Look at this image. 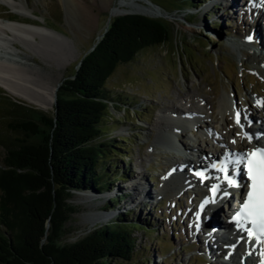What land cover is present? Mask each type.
Returning <instances> with one entry per match:
<instances>
[{
  "label": "rangeland",
  "instance_id": "obj_1",
  "mask_svg": "<svg viewBox=\"0 0 264 264\" xmlns=\"http://www.w3.org/2000/svg\"><path fill=\"white\" fill-rule=\"evenodd\" d=\"M81 1L84 5L82 12L87 15L90 22L85 20L86 16L83 15L85 18L79 16L77 21L80 23L73 27L66 19V8L60 0H0L1 15L12 18L11 20L26 22L15 25L12 21L6 22V19L0 18V67L12 68V72L15 74L22 71L29 76L28 79L33 83L46 86L51 78L59 72L61 75L60 87L66 78L75 73L85 54L90 52L92 46L104 35L107 30L109 13L113 7H118L121 11L158 15L136 9L139 6L148 5L145 0H106L108 6L102 4L101 0ZM152 1L167 7H163L162 10L174 25V40L162 46L144 49L131 62L120 64L106 83L109 93L122 98L129 95L135 102L126 104L127 110L125 108L112 109L115 119L110 120L109 131L117 137L128 135L134 130L139 132L135 136L134 142L127 143L124 148V151L130 155L131 166L134 168L136 178L130 182L118 181L116 185L114 184L113 188L123 191L126 196L119 198L122 199L121 205L110 210L113 212L105 211L103 208L104 203L108 200V195L97 196L90 190L75 192L72 202L79 209L67 223L70 231L66 235L65 241H76L108 219H114L123 208L127 210L133 208V211L130 210V216L136 220L138 217L142 219L147 217L148 212L153 210L152 212L157 215L155 216L159 222V230L158 232L151 231L152 233L145 230L136 231L137 246L144 245L147 246V249L138 254L132 260L133 263L209 264L210 262L212 264V255H208L205 260H202V257H205L202 244L207 245L209 242L208 239L202 241L203 231L207 227L202 222L205 223L207 217L200 221L199 226L197 218L199 217L198 202L200 199L206 200L200 194V189L207 190L208 187L196 180V182L188 180L182 174L175 175L171 164L179 165L186 170L190 166L189 163H185V159L191 156H186L183 151L177 149L181 139L190 143L192 148L193 146L199 148L201 145L207 147L206 142L202 140L203 136H206L207 141L211 137L213 141L208 144V148L216 147L218 149L227 145L221 144L222 131L229 135L227 129H231L234 132L231 133L233 137L241 133L239 126L231 122L232 115L228 112L230 102L232 106L240 104L242 110L251 111L250 108L257 102L256 98L261 97L258 93H264V85L258 78V73L255 74L251 71L252 65L249 61L244 67L251 70L245 69L241 72L240 61L245 55L241 48V53L236 51L238 49L229 43V38L237 36L240 40L246 37L252 38L261 23L254 22L251 14L246 11L245 14L250 16L249 24H246L245 21L248 17L240 11L247 0H215L216 2L210 1V4L198 9L191 5L188 7L176 6L177 3L173 0ZM213 3H216L217 6ZM247 7L246 5L244 8ZM207 10L212 13L210 17L206 16ZM191 11L195 13L190 14ZM245 25L247 27L251 25V28H247ZM44 26L55 29L61 35L58 36L59 34ZM212 26L217 29H211ZM261 32L264 34V31ZM99 35H101L100 38H98ZM213 35L218 38L217 41H213ZM258 41L259 38L254 39L253 46L258 47ZM13 42H16L19 48L13 45ZM51 48L55 49L53 53L49 52ZM254 50L256 51V49ZM8 51L28 52L32 55L28 61L31 65L26 67L17 63L11 59L13 56ZM14 87L25 95H27L26 91L31 89L23 84H16ZM199 88H202L205 97L208 98L212 95L216 100L214 122L210 119V105L206 103ZM0 91L46 114L52 115L55 112L57 93L54 105H51L52 108L46 107L45 109L43 103L33 104L22 96L10 92L1 82ZM4 103V98H0V104ZM258 104L261 105V101H258ZM203 105H206L204 107L206 111L203 109ZM121 106L124 107V103ZM199 107L205 113L203 117L199 115L201 121L196 124L197 131H199L196 136H192L189 122H182L172 112L180 111L184 116L190 117L193 110L194 116L198 117ZM136 109L140 111V118L134 112ZM4 111L5 108L1 105L0 116L5 115ZM251 113L259 112L251 111ZM263 113L251 116L255 119L256 117L263 119L260 117ZM204 118L211 124L205 122ZM244 119L242 118V121ZM9 121L0 117V164L5 156L1 137L3 135L6 137L7 134L2 131L10 123ZM201 124L202 126H199ZM209 125L210 129L206 130L205 128ZM252 126L254 127V124ZM223 127L227 129L222 130ZM180 133L181 135H177ZM175 137H179V140L173 141ZM224 142L228 143L229 141L226 138ZM196 151L198 152L196 155L201 154L200 156L203 157L198 149ZM200 156L196 159L202 160ZM113 159L122 162L118 156H114ZM156 190H160L159 193L156 194ZM1 198L0 190V208ZM228 198L230 199L231 195ZM115 199L117 200L116 197ZM157 200L159 201L157 202ZM146 202L152 204L141 205ZM151 205L154 206L149 210ZM220 212L223 215V208ZM110 213L113 214L112 217ZM100 216L102 217L98 219ZM96 218L97 221H95ZM175 218L178 224L175 228L180 234L176 237H174L171 227ZM4 231L6 229L0 225V233ZM206 232L210 233V230L207 229ZM162 235H165L164 239H166L163 246ZM170 237L172 240L169 239ZM234 251H238L237 248H234Z\"/></svg>",
  "mask_w": 264,
  "mask_h": 264
},
{
  "label": "trees",
  "instance_id": "obj_2",
  "mask_svg": "<svg viewBox=\"0 0 264 264\" xmlns=\"http://www.w3.org/2000/svg\"><path fill=\"white\" fill-rule=\"evenodd\" d=\"M173 1L182 7L203 2ZM173 37L168 19L115 7L104 35L57 90L54 114L0 91L5 102L0 117L10 120L2 131L8 135L1 137L5 156L0 164V225L6 231L0 233V264H136L132 260L147 249L137 246L136 231H150L148 216L136 220L132 210L121 211L70 242L65 241L67 223L79 209L72 202L75 192L111 191L131 168L124 148L139 132L117 137L109 123L115 119L113 108L127 110L125 105L134 101L129 95L109 93L107 81L117 66ZM134 112L141 117L138 109ZM117 206L110 197L103 208Z\"/></svg>",
  "mask_w": 264,
  "mask_h": 264
},
{
  "label": "bare ground",
  "instance_id": "obj_3",
  "mask_svg": "<svg viewBox=\"0 0 264 264\" xmlns=\"http://www.w3.org/2000/svg\"><path fill=\"white\" fill-rule=\"evenodd\" d=\"M60 1L65 5V8H66V19L68 20L69 23H71V25L73 27L75 25L78 26V24L80 23V21H77V18L79 16H83L84 15V16H86V18L83 16L85 18V20L89 19V18H87V15L82 12V10L84 8V5H83L81 0H60ZM145 1H146V3L148 5H143V6L137 7L136 9L138 11L153 12V13H156L158 15L159 14L160 15L166 14L165 12H163L162 7H158L155 4L150 3L149 0H145ZM107 2L108 1H106V0H101L102 4L108 6ZM247 2H248V0L246 1V3ZM257 3H258V5L260 4L259 2H257ZM114 9H115V7H113L110 10L109 18H108V22L109 23L111 21ZM247 12L251 14L252 20L254 22L256 21L258 23H261L262 27H261V25L259 26V28L255 31V33H253L252 38L246 37L245 39L240 40V41L234 40V39H230V44H234V45H236L238 47L240 46L243 55H245L244 58L241 60L242 65L246 66V62H248V61L251 62L252 71H255L256 73H258V75L262 79H264V34L261 32L262 28L264 30V6L263 7H260V6L250 7V9L247 10ZM0 16L3 19L9 20L8 17H5V16H3L1 14H0ZM260 19H261V22H260ZM9 21L14 22L15 25L16 24H22V23L25 24L26 23V22H24L22 20H11L10 19ZM88 21L90 22V20H88ZM31 24H34L36 26H40L39 24H36V23H31ZM45 28L53 31L56 34H59L58 36L61 35V33L56 31L55 29L53 30V29H51L49 27H45ZM100 37H101V35H99L98 38H100ZM257 38H259V41H258L259 42L258 43L259 51H255L254 49L251 48L253 46V44H254V39L256 40ZM13 45H15L17 48H19L16 42H13ZM54 51H55V49H53V48L49 49L50 53H53ZM8 52H9V54L11 56H13V57H11V59L16 61L17 63H21V65L26 66V67L31 65V63L28 62V61L30 59V56L32 57V55L29 54L28 52H25V53L18 52V51H8ZM0 71L2 72V75L0 76V82L10 92H12L13 94L22 96L23 98L29 100L30 102H33V104L34 103L35 104L36 103L37 104L38 103H40V104L43 103V105H45V106H43L45 109H46V107L49 108V107H51V105H54L53 103L55 101V96H56V93H57V90H58V87H59V84H60V78H61V75L59 74V72H57L51 78V80L49 81V84L46 86V85H40L39 83H36V82L33 83L31 80L28 79L29 76L27 74L25 75V73H22V71L21 72H16V74H15V73L12 72V68H9V67L8 68L0 67ZM16 84H23V85L29 86L31 88V89H29L30 92H29V90H27L26 91L27 95L18 92V89H16L14 87ZM199 91H200L201 95L204 97V99L206 100V103H209V105H210V109H211L210 119H211L212 122H214L215 116H216L215 115L216 100H215V98L212 95H211V97H208V98L205 97L206 95H205L204 91H202V88H199ZM174 106L176 107V105H174ZM197 111L199 113H203L204 112L201 107H199V109ZM175 115L180 117L182 120L184 118L186 119L188 117V116L186 117V115L184 116L183 113L181 114L180 111L176 112ZM244 116H246L248 118L252 117L251 115L249 116V115H246V114H244ZM260 117H262L264 119V113ZM251 119H254V117H252ZM263 119H258L259 121L261 120V128L262 129H264ZM193 120L196 121V119H192L191 120L192 123H194ZM183 121L185 123L189 122L188 118H187V120H183ZM198 123H199V121H198ZM226 138H224V137L222 138L223 142L226 141ZM252 139H253V142H257L255 137H253ZM252 146H253L252 143L250 144L249 142H247L245 140V138L240 137L239 141H238V144L237 145H231L230 149H236V148L242 149V147H244V149H246V148L248 149L249 147H252ZM183 148L185 150H188V151L191 150V154H192L191 157H186L185 162L189 163L190 167L192 166V169H195V168L199 167V165H197V163H198L197 161L198 160L196 159L195 152L194 153L192 152V150H193L192 146H190V144L185 141V143L183 145ZM222 150H221V152H223ZM200 151H201L203 157L204 156L208 157V159H209L210 163L212 164V166L214 165L213 169H211V170L209 169V173L211 175V182H213L214 184H219V181L222 179L221 178L222 177L221 176L222 172L218 171V169H217L218 166L214 163V160L216 158L215 154H213L214 151L211 150L210 148L208 149V147H206V146H201ZM228 170H230V171L234 170V165H233L232 162H230V166H229ZM177 175H180V174L177 173ZM192 178H194V180L197 179L195 176H192ZM239 179H240V176H239ZM221 183H222V185L224 187H227L226 182L221 180ZM214 184H212V185H214ZM228 189H230V188H228ZM200 193L205 194V195L207 194L208 198H213V193L211 191H209V190H207V191L206 190L205 191L202 190V191H200ZM96 195L98 196V194H96ZM215 197L219 198L221 201L225 200L226 203H229V201H230L229 198L223 197L219 192L216 194ZM201 205H200V209H201ZM207 206L204 205L203 210H201L202 211L201 214L202 215H207L209 219H208V221H207V219H205V223H204V221L202 223H203V225L209 227L210 229H213V231L216 230L217 233L212 231V233L210 234V237L211 238H217V234H219L218 231L221 228L220 224L222 222V220L220 219V217L222 216V214L220 212V210H222V207L220 208V206L219 207L217 206V208L215 209L214 212L207 213L206 212V207ZM223 211H224V207H223ZM101 217L102 216H100L98 219H100ZM95 221H97V218H96ZM205 226H203V227L205 228ZM243 240L244 239L242 238V241H241L242 243H243ZM207 247H209L208 250L210 252H215V253L218 252L221 255L225 253L223 248H220V247H215L214 248L213 246H208V245H207ZM242 248H243V250L241 251V253H238L239 256H238L236 264H241L240 259H241V256L245 253V248H246L245 247V240H244V247L242 246ZM220 260H222V259L220 258ZM224 261H226V260H224ZM224 261H222L221 264H225L226 262H224ZM250 263H252V262L249 260L247 262V264H250Z\"/></svg>",
  "mask_w": 264,
  "mask_h": 264
},
{
  "label": "snow or ice",
  "instance_id": "obj_4",
  "mask_svg": "<svg viewBox=\"0 0 264 264\" xmlns=\"http://www.w3.org/2000/svg\"><path fill=\"white\" fill-rule=\"evenodd\" d=\"M235 121L240 125V112L235 114ZM241 127L243 126L241 125ZM245 136L251 141L252 137L250 135L245 134ZM234 163L238 167L243 165L244 175L249 183L241 184L238 179L228 174L226 167L221 169L224 173L222 179L226 182L228 188H247V193L240 209L232 219L241 227H243V221L250 224L251 227L246 229L249 240L254 239L256 243L264 245V149L256 148L251 152H245L237 157ZM196 175L200 176L201 179L204 178L203 173H196ZM210 191L213 193V197H215L221 191L220 185H212ZM223 195L228 196L231 193L224 191ZM205 203H208V201H205ZM203 207L204 205L202 204L201 210H203ZM261 264H264V261Z\"/></svg>",
  "mask_w": 264,
  "mask_h": 264
},
{
  "label": "water",
  "instance_id": "obj_5",
  "mask_svg": "<svg viewBox=\"0 0 264 264\" xmlns=\"http://www.w3.org/2000/svg\"><path fill=\"white\" fill-rule=\"evenodd\" d=\"M150 3H153V4H155L156 6H158V7H162L160 4H158V3H156V2H154V1H149ZM163 8V7H162ZM134 13H141V12H134ZM142 14H145V13H142ZM146 15H149V14H146ZM149 16H153V17H163V18H166V19H168V17H166L165 16V14H162V15H149ZM169 20V19H168ZM170 21V20H169ZM108 26H109V22L107 23V28H108ZM97 44V42L92 46V48L91 49H93L94 47H95V45ZM90 49V50H91ZM81 63V62H80Z\"/></svg>",
  "mask_w": 264,
  "mask_h": 264
}]
</instances>
